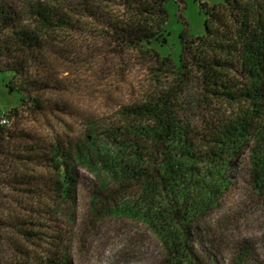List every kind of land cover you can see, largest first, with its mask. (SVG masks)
Segmentation results:
<instances>
[{"label":"trees","instance_id":"obj_1","mask_svg":"<svg viewBox=\"0 0 264 264\" xmlns=\"http://www.w3.org/2000/svg\"><path fill=\"white\" fill-rule=\"evenodd\" d=\"M168 1L0 0V73L20 94L11 116H73L53 96L93 28L156 73L144 101L78 130L0 126V264H74L105 221L142 228L166 264H221L212 215L239 197L264 203V0H221L202 35L180 33L175 57L160 52ZM229 252V264H263L247 240Z\"/></svg>","mask_w":264,"mask_h":264},{"label":"rangeland","instance_id":"obj_2","mask_svg":"<svg viewBox=\"0 0 264 264\" xmlns=\"http://www.w3.org/2000/svg\"><path fill=\"white\" fill-rule=\"evenodd\" d=\"M220 1L169 0L165 4L168 16L163 27L168 39L166 46L160 48L161 54H178L179 35L183 31L188 39L202 35L205 13ZM106 10L116 18L122 12L117 6ZM89 34L81 35L78 55L71 58L74 64L69 74L62 75L67 92L53 96L64 99L72 107L73 116L9 115L19 107L20 94L10 84L11 75L0 73V120H8L1 127H14L45 139L51 133L61 132L64 122L78 130L84 117H107L120 105L145 100L156 87V73L147 57L120 48L121 44L114 43L99 27ZM223 209L212 215L221 223V264H229L230 247L244 240L253 245L264 264V203L239 197L231 199ZM86 233L74 249V264H166L157 241L130 222H100Z\"/></svg>","mask_w":264,"mask_h":264},{"label":"built area","instance_id":"obj_3","mask_svg":"<svg viewBox=\"0 0 264 264\" xmlns=\"http://www.w3.org/2000/svg\"><path fill=\"white\" fill-rule=\"evenodd\" d=\"M6 124H8V120L7 119L4 118V119L0 120V125L1 126H5Z\"/></svg>","mask_w":264,"mask_h":264}]
</instances>
